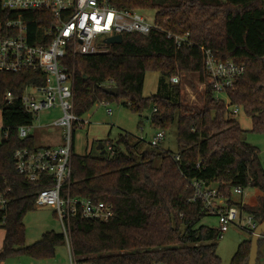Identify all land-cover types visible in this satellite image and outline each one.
Listing matches in <instances>:
<instances>
[{"label": "trees", "instance_id": "16d2710c", "mask_svg": "<svg viewBox=\"0 0 264 264\" xmlns=\"http://www.w3.org/2000/svg\"><path fill=\"white\" fill-rule=\"evenodd\" d=\"M120 8L157 9L156 20L165 31L189 33L192 45L178 47L166 32L123 35L121 44L96 54H70L73 73L74 112L83 117L103 101L121 102L142 115L151 110V122L168 130L177 121L178 150L145 147V140L121 132L115 142L104 143V154L73 152L72 174L63 192L113 205L107 221L75 216L70 220L71 247L79 261L95 264H221L217 228L199 225L208 214L190 185L197 180L215 185L226 206H237L264 220V166L260 150L246 139V130L227 116L224 100L216 98L205 69V52L218 61L233 60L246 70L226 91L230 105H240L252 119L251 131L264 133V0H120ZM44 12L5 9L0 0V22L23 19L31 42L37 44L45 26ZM147 72L165 79L158 93H143ZM197 74L205 84L201 106L182 98L172 76ZM46 74L25 70L0 71V227L6 230L0 264L27 255L53 257L67 245L63 232H45L31 245L25 242V215L36 208L41 189L26 182L15 167L18 149H34L32 136L21 138L19 128L32 126L35 115L25 109L21 96L30 83L45 84ZM116 86L119 94L105 91ZM165 90V94L162 92ZM11 92L12 100L6 98ZM112 142V143H111ZM113 145V152L107 144ZM179 156V160H175ZM236 187L259 189L253 204L233 198ZM212 215V214H211ZM251 239L238 246L229 264H248Z\"/></svg>", "mask_w": 264, "mask_h": 264}, {"label": "built area", "instance_id": "2783aa9c", "mask_svg": "<svg viewBox=\"0 0 264 264\" xmlns=\"http://www.w3.org/2000/svg\"><path fill=\"white\" fill-rule=\"evenodd\" d=\"M120 0H1L2 6L17 12H44L45 26L39 34V41L30 40L29 28L23 19L0 22V71L18 73L25 70H41L46 74L45 84L30 83L22 94L21 101L25 109L35 117L44 109L61 108V116L52 125L64 129L63 144L60 146L22 148L14 153L15 167L29 184L40 187L36 206H50L60 219L62 232L69 249L70 264H95L79 261L72 251L70 242V220L75 216L85 219L107 221L114 216L113 205L91 198L73 197L63 189L69 184L72 174V154L75 148V131L88 122L74 112L73 73L66 64L67 57L88 55L109 51L106 39L115 35L139 33L148 35L154 30L166 32L174 38L176 45H192L189 33L180 35L165 31L154 19L148 23L142 15L144 9H128L118 6ZM205 52V69L210 76V84L216 97L220 92L232 88L236 80L246 70L245 65L233 60L218 61L210 50ZM178 76H172V83H179ZM12 100L9 92L6 96ZM239 108L233 112L238 113ZM111 114V110H108ZM30 126L19 128L21 138L29 136ZM165 132L159 130L152 140L156 145L163 140ZM107 150L113 152V145L107 144ZM176 161L179 156H176ZM196 197L203 202L205 210L220 217L218 232L221 237L230 224L242 215L235 205H218V188L191 180ZM235 193L243 194L240 187ZM7 200L0 195V208H6ZM248 214V213H247ZM247 230L254 233L259 222L248 214ZM150 264H163L153 262Z\"/></svg>", "mask_w": 264, "mask_h": 264}, {"label": "rangeland", "instance_id": "374dc122", "mask_svg": "<svg viewBox=\"0 0 264 264\" xmlns=\"http://www.w3.org/2000/svg\"><path fill=\"white\" fill-rule=\"evenodd\" d=\"M148 23L152 24L156 17L157 9L144 8L141 12ZM165 77L158 72H147L145 76V83L143 93L145 96L156 94L160 90V86ZM169 82L170 79L168 80ZM182 87V98L191 106H201L200 93L204 91L205 84L199 81L197 74H191L189 77L183 76L179 80ZM165 94V90L162 91ZM217 99L224 100L229 113L227 116L236 120L240 126L246 130V139L249 143L257 146L260 150V159L264 166V133L251 131L253 127L252 119L248 116L244 108L240 105H230V100L226 92L217 94ZM239 108L238 113H234V108ZM111 110V114L108 113ZM61 108L44 109L39 112L35 117L34 125L30 129L31 134H35L34 128L40 124H49L61 116ZM0 110V141L2 137L3 123ZM89 123L83 128L77 129L75 133V153L84 155L92 153L93 155L99 154L97 146L106 141L115 142V139L121 132H128L134 137L142 138L145 140V147H152L155 149L165 148L170 149L172 152H177V121L168 129L165 130L163 140L159 141L156 145H151L153 137L157 134L159 129L153 126L151 122V110H146L142 115L132 112L129 108L125 107L121 102H108L103 101L96 104L90 112L83 116ZM59 126L51 125L49 128L44 129V134L56 137L58 135ZM111 142V143H112ZM104 144V143H103ZM213 187H216L213 185ZM262 194L259 189L247 188L243 194H237L233 191V198L235 200H243L248 204L256 202L257 198ZM218 205H226L225 199L218 197ZM247 213L243 212L234 223L230 224L227 232L217 241V254L220 256L222 263L229 264L233 255L236 253L238 246L245 239H251L253 233L247 230ZM26 226L25 242L31 245L38 241L42 235L54 230L62 232V224L60 219L55 214V211L50 206H36V208L28 212L24 217ZM199 225L209 226L212 228H219L220 217L214 214L206 215L199 223ZM71 242V240H70ZM5 264H70L69 249L67 245L58 246L55 255L49 258L37 259L27 255L10 258Z\"/></svg>", "mask_w": 264, "mask_h": 264}, {"label": "water", "instance_id": "95a60500", "mask_svg": "<svg viewBox=\"0 0 264 264\" xmlns=\"http://www.w3.org/2000/svg\"><path fill=\"white\" fill-rule=\"evenodd\" d=\"M123 35H115L106 39L108 44H121L123 42ZM105 91L111 95L117 96L119 94L118 88L116 86H108ZM98 150H101V154H104L106 150L104 149V144L100 143L97 146ZM264 240V220L260 221L257 228L255 229L251 238V252L248 259V264H258L259 253L261 251V241ZM261 264H264V260Z\"/></svg>", "mask_w": 264, "mask_h": 264}, {"label": "crops", "instance_id": "0c3cea01", "mask_svg": "<svg viewBox=\"0 0 264 264\" xmlns=\"http://www.w3.org/2000/svg\"><path fill=\"white\" fill-rule=\"evenodd\" d=\"M111 45V44H110ZM108 87V86H107ZM2 117V116H1ZM84 118V117H83ZM88 122V121H87ZM89 123V122H88ZM87 123V124H88ZM33 125H34V123H33ZM33 125L32 126H30V129L33 127ZM52 125V122L51 123H49V124H40L39 126H36V128H34V130H35V134H31V131H30V129H29V135L30 136H32L33 137V139H34V143H35V146L36 147H45V146H60V145H62L63 144V135H64V131L61 129V128H57L58 130V135H56V137H54V136H51V137H53V138H50V136H47L46 134H44L43 132H44V129H46V128H49V126H51ZM75 133H76V131H75ZM156 136V135H155ZM154 136V137H155ZM153 137V138H154ZM1 139H2V137H1ZM153 140V139H152ZM1 142V141H0ZM151 143V145H153L152 144V142H150ZM99 144H100V142H99ZM164 150H169V151H171L170 149H165V148H163ZM74 152H75V148H74ZM99 152L101 153V150H99ZM87 154V153H86ZM5 235H6V230L4 229V228H1L0 227V249H2L3 248V245H4V239H5ZM8 260V259H7ZM6 260V261H7ZM6 261L3 263V264H5L6 263Z\"/></svg>", "mask_w": 264, "mask_h": 264}, {"label": "flooded vegetation", "instance_id": "af4514ba", "mask_svg": "<svg viewBox=\"0 0 264 264\" xmlns=\"http://www.w3.org/2000/svg\"><path fill=\"white\" fill-rule=\"evenodd\" d=\"M261 251L259 253V258H258V264H261L262 261L264 260V240L261 241Z\"/></svg>", "mask_w": 264, "mask_h": 264}]
</instances>
